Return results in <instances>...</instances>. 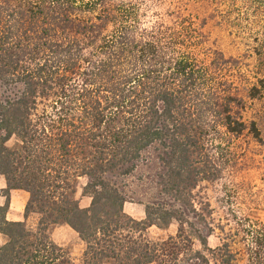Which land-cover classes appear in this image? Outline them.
Listing matches in <instances>:
<instances>
[{
  "label": "trees",
  "instance_id": "trees-1",
  "mask_svg": "<svg viewBox=\"0 0 264 264\" xmlns=\"http://www.w3.org/2000/svg\"><path fill=\"white\" fill-rule=\"evenodd\" d=\"M238 1L264 8V0H0V177L7 200L24 191L25 217H41L31 230L0 205L7 238L0 264H75L47 234L59 223L84 243L83 264H211L205 253L220 264L236 261L238 234L209 248L208 236L222 226L195 209L194 191L231 176V142L244 134L260 141L261 131L236 112L244 106L233 79L239 61L207 47V23L190 10L225 4L230 16ZM250 41L259 55L264 39ZM260 93L253 86L248 97ZM155 146L162 194L191 208L206 235L166 205H146L142 221L125 213L117 180ZM79 178L87 180L88 208L75 199ZM173 222L175 237H148ZM262 228L244 229L259 248L249 249V264H264Z\"/></svg>",
  "mask_w": 264,
  "mask_h": 264
},
{
  "label": "rangeland",
  "instance_id": "rangeland-1",
  "mask_svg": "<svg viewBox=\"0 0 264 264\" xmlns=\"http://www.w3.org/2000/svg\"><path fill=\"white\" fill-rule=\"evenodd\" d=\"M236 10L229 13L227 5L198 4L191 7V12L206 21L208 32L207 47L218 51L226 58H234L239 61L238 73H235V85L238 87L239 96L244 100L242 109L236 112L243 116L248 123L255 121L261 131V140L257 141L250 135L244 134L231 142V149L236 154L237 162L234 165L233 174L226 176L216 183H204L194 191L195 209L202 215H213L215 223L222 226V230L216 229L212 236H208V246L216 249L221 245V240L227 235L238 234L231 244L232 251L238 256L233 264H249V249L257 250L255 240L245 233L244 229L251 233H257L264 225V49L256 54L253 51V43L250 37L259 36L264 39V8L254 11L243 2L238 1ZM156 8V7H155ZM171 7L155 9V14L165 13ZM145 20L153 22L152 14ZM227 21L224 22V19ZM204 59V54H201ZM257 86L260 95L256 99L248 97V90ZM163 169L159 161L157 147H152L143 153L142 159L135 172L117 182L123 185L127 198L125 213L131 218L145 220V206L148 204H161L176 208L196 224L199 231L206 235L207 231L202 223L196 220L192 209L184 204L176 203L171 197L162 194L160 176ZM87 180L79 178L75 185V199L81 208H88L91 200L83 196V188ZM6 181L0 177V205L9 206L7 219L11 222H24L31 230H36L41 217L38 214H30L25 217V208L29 201V194L24 191H12L10 199L4 194ZM236 218V219H235ZM249 221H246V220ZM253 224L254 230L249 227ZM178 224L173 222L166 229L153 227L148 231V237L156 241H164L169 237H175L178 233ZM47 234L58 246L62 247L75 264H83L85 245L79 239L76 232L63 223L50 225ZM7 238L0 235V246L4 245ZM194 250H202L199 241L195 240ZM261 252V251H260ZM211 264H220L219 259H212L208 253ZM264 258V250L261 252ZM111 264V263H106Z\"/></svg>",
  "mask_w": 264,
  "mask_h": 264
}]
</instances>
